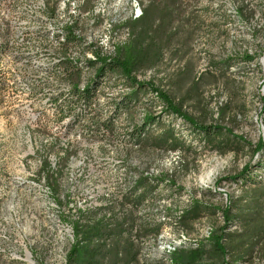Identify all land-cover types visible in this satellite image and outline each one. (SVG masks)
Segmentation results:
<instances>
[{"label": "rangeland", "instance_id": "1", "mask_svg": "<svg viewBox=\"0 0 264 264\" xmlns=\"http://www.w3.org/2000/svg\"><path fill=\"white\" fill-rule=\"evenodd\" d=\"M150 1L56 0L51 21H46V5L38 7L47 0L1 1L0 264H65L73 229L61 216L74 220L79 209L85 211L82 223L104 215L113 216L108 218L112 224L123 215L128 222L133 219L137 254L128 264H172L173 253L162 247L180 234L186 240L177 250L184 255L202 243L205 255L199 264H264V181L258 182L263 166L256 167L262 153L252 152L264 136V0L183 1L159 61L135 73L141 81L152 80L197 123L227 128L243 140L224 129L210 138L198 136L178 116L159 123L161 129L177 131L178 150L105 139L95 128L88 131L89 123L61 121L52 98L68 83L35 66L47 61L33 57L36 52L62 55L53 39L37 32L58 37L72 21L81 42L69 46L67 57L87 61L91 58L83 52L100 53V47L106 52L126 41L123 23L134 15L132 4L142 11ZM91 73L86 71L84 80ZM118 88L116 82L104 83L97 103L116 99ZM140 108L132 118L119 120L121 129L141 122L147 109ZM152 110L158 113L159 107ZM45 162L57 192L50 189L46 170L41 171ZM245 165L256 180L236 182L231 177ZM160 176L174 186L159 182L136 206L124 198L140 178ZM195 200L207 207L204 212L177 223ZM213 206H229L232 224ZM155 225H160L157 234L150 231ZM208 225L226 234V257L210 237H202ZM137 228L145 233L137 235Z\"/></svg>", "mask_w": 264, "mask_h": 264}, {"label": "trees", "instance_id": "2", "mask_svg": "<svg viewBox=\"0 0 264 264\" xmlns=\"http://www.w3.org/2000/svg\"><path fill=\"white\" fill-rule=\"evenodd\" d=\"M47 1L49 3L45 4L46 21H51L56 8L52 6L56 0ZM183 1L188 0H151L143 8L142 14L138 18H131L123 23L124 26H127L129 37L123 43L116 45L115 55L110 59L101 56L98 52L95 53L94 60H77L69 56L68 58V51L71 48L69 46H77L81 42L80 37L75 35L72 25H67L65 28L63 41L58 38L59 36L57 37V34L50 37V31L48 30L37 32L40 37L53 39L56 42L55 46L62 52V55L59 53L36 52L33 56L47 60L44 65H35L38 69L43 70L48 76H52L56 80L68 83V88L62 90L63 93L60 96L52 98L54 100L52 104L58 107L61 121L64 120L66 123H89L88 131L95 128L100 137L105 139L127 141L132 146H140L147 141L158 148L173 151L179 148L177 147L179 145V134L172 127L166 126L161 129L159 125L169 116H178L187 121L191 126L189 129H192L193 134L197 133L198 136L203 133L210 138L219 129H224L229 134L243 140L227 128L197 123L183 112L179 103H176L168 93L156 86L152 80L141 81L136 77L135 73L137 71L159 61L163 51L164 39L167 34L173 32L174 29L171 26L175 18L181 15ZM4 51L5 45L0 44V57ZM30 59L32 60V56H30ZM86 71L92 73L84 80L83 76ZM44 81L48 82L50 80L46 78ZM112 81L119 85L118 89L121 93H118L116 99L111 98L105 103H97L103 84ZM261 99L264 104V94ZM138 107L143 108L144 111L147 109V113L145 112L141 122L132 124L131 128L121 129L119 120L124 116L132 118L133 110ZM158 107V113L152 112L154 111L152 109ZM152 132H156V135H151ZM252 152L254 154L262 153L256 167L263 166V171L259 173L258 182L264 181V136L260 137L252 147ZM45 170L46 181L49 185H52L49 186L50 189L53 193L57 192V186L51 183L53 172L46 162L41 168L42 172ZM250 170L251 166L245 165L239 176L235 175L231 178L236 182L256 180L252 179ZM159 182L171 183L170 180L162 176L154 179L143 177L125 193L124 198L136 206L144 200L148 192L153 191L159 185ZM170 185L174 186L173 183ZM173 189L176 191L174 187ZM213 192L216 193L214 190ZM172 194L175 195V193ZM54 200L59 204L62 203L59 198L54 197ZM206 208L199 200H195L192 202L191 207L185 208L176 218V222L185 224L188 218L199 217ZM213 209L221 210L228 224H232L228 217L229 206L221 209L213 206ZM78 214L80 215L74 220L67 215L61 216L64 222H70L73 229V241L65 255V264H106V260H109L111 264H128L135 260L137 251L131 237L135 223L133 219L128 222L129 219L123 215L121 220L112 224L108 221V218L111 219L113 216L104 215L101 218L82 223L80 217L85 214V211L79 209ZM140 228H137V235L145 233V229L141 230ZM159 230L160 225H155L150 229L154 234H157ZM124 234L126 235L123 243H121L120 240H122ZM225 235L223 229H221L219 234L212 232L209 238L223 258L227 256V249L223 242ZM110 237H114L115 241L109 243L108 239ZM183 252L180 249L174 252L171 263L199 264L201 258L205 255L200 242L197 243V247L187 251L186 255ZM223 264H228L227 260H223Z\"/></svg>", "mask_w": 264, "mask_h": 264}, {"label": "bare ground", "instance_id": "3", "mask_svg": "<svg viewBox=\"0 0 264 264\" xmlns=\"http://www.w3.org/2000/svg\"><path fill=\"white\" fill-rule=\"evenodd\" d=\"M131 5V4H130ZM38 7L40 8V9H43V8H45V3L44 2H41V3H38ZM132 8H133V13H134V15H132L131 14V17L129 18V19H131V18H138L141 14H142V11H141V9H140V7L138 6V3H136V2H134L133 4H132ZM53 17H55V15L53 16ZM52 20H53V18H52ZM73 22L72 21H68V23H66V25H71ZM60 32V36H59V39L61 40V41H63L64 40V30H60L59 31ZM74 33H75V35H76V32L74 31ZM77 37H79L78 35H76ZM100 49H101V51H100V55L101 56H104V57H107L108 59H110V58H112L114 55H115V49H116V46L115 45H113L112 47H109V49H108V51H106V52H103V50H102V47H100ZM104 50H105V48H104ZM83 53H85L86 55H87V57H89V58H91V59H88V60H94L95 59V56H96V54H95V52L93 51V49L91 50V52L90 53H86V52H83ZM87 60V61H88ZM84 61H86V60H84ZM124 90V89H123ZM121 92V91H120ZM154 97V96H153ZM139 108V107H138ZM139 110H143V108H140ZM144 111V110H143ZM143 114V113H142ZM144 115H145V113H144ZM143 115V116H144ZM181 213V210L180 211H178V214H180ZM177 214V213H176ZM179 216V215H178ZM175 218V217H174ZM175 221V220H174ZM213 229H212V227H210L209 225L208 226H206V227H204L203 228V233H202V237L203 238H209L210 236H211V234H212V231ZM161 236V235H160ZM157 237H159V235L157 236ZM163 238V237H162ZM160 239V238H159ZM186 240V238H185V236L183 235V234H180L179 235V237L176 239V240H171V241H169V242H167L165 245H163V247H162V249H163V251L165 252V253H167V254H172V253H174L176 250H177V248H179V246L181 245V243H184V241Z\"/></svg>", "mask_w": 264, "mask_h": 264}, {"label": "built area", "instance_id": "4", "mask_svg": "<svg viewBox=\"0 0 264 264\" xmlns=\"http://www.w3.org/2000/svg\"><path fill=\"white\" fill-rule=\"evenodd\" d=\"M132 232H133V240H134V238H135L134 229L132 230Z\"/></svg>", "mask_w": 264, "mask_h": 264}]
</instances>
